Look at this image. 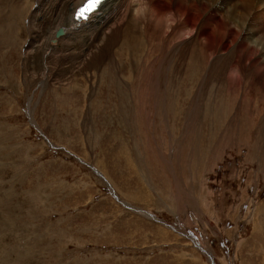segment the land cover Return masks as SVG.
<instances>
[{
	"label": "rangeland",
	"instance_id": "1",
	"mask_svg": "<svg viewBox=\"0 0 264 264\" xmlns=\"http://www.w3.org/2000/svg\"><path fill=\"white\" fill-rule=\"evenodd\" d=\"M22 12L0 48V264H264L263 96L172 92L157 51L45 84Z\"/></svg>",
	"mask_w": 264,
	"mask_h": 264
},
{
	"label": "bare ground",
	"instance_id": "2",
	"mask_svg": "<svg viewBox=\"0 0 264 264\" xmlns=\"http://www.w3.org/2000/svg\"><path fill=\"white\" fill-rule=\"evenodd\" d=\"M85 1L34 0L33 10L22 8L23 0H0V48L21 42L15 29L20 10L30 19L25 55L31 58L25 59L33 63L26 69L45 84L53 73L67 78L73 71H100L123 57L133 71L145 53L148 60L159 52L158 68L169 75L166 89L172 92L199 83L227 93L254 88L264 98V0H106L76 21Z\"/></svg>",
	"mask_w": 264,
	"mask_h": 264
},
{
	"label": "snow or ice",
	"instance_id": "3",
	"mask_svg": "<svg viewBox=\"0 0 264 264\" xmlns=\"http://www.w3.org/2000/svg\"><path fill=\"white\" fill-rule=\"evenodd\" d=\"M104 2V0H88L87 6L82 8L77 16L78 19H87L88 16L97 10V8Z\"/></svg>",
	"mask_w": 264,
	"mask_h": 264
},
{
	"label": "water",
	"instance_id": "4",
	"mask_svg": "<svg viewBox=\"0 0 264 264\" xmlns=\"http://www.w3.org/2000/svg\"><path fill=\"white\" fill-rule=\"evenodd\" d=\"M188 237H191V236H189V234H188ZM212 264H214V262H212Z\"/></svg>",
	"mask_w": 264,
	"mask_h": 264
}]
</instances>
